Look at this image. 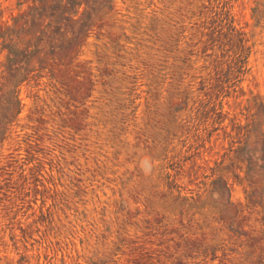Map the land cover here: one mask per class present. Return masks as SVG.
Instances as JSON below:
<instances>
[{
    "label": "rangeland",
    "instance_id": "rangeland-1",
    "mask_svg": "<svg viewBox=\"0 0 264 264\" xmlns=\"http://www.w3.org/2000/svg\"><path fill=\"white\" fill-rule=\"evenodd\" d=\"M36 4L0 0V264H264V0H112L25 65Z\"/></svg>",
    "mask_w": 264,
    "mask_h": 264
},
{
    "label": "trees",
    "instance_id": "trees-1",
    "mask_svg": "<svg viewBox=\"0 0 264 264\" xmlns=\"http://www.w3.org/2000/svg\"><path fill=\"white\" fill-rule=\"evenodd\" d=\"M111 1L112 0H31V2L38 3V5L36 4L31 7L35 12L32 15H26L30 18L23 21L17 28L19 35L18 37L16 36V39H18V43L21 45V52L26 58L23 63L25 65L30 64L31 59L34 57L38 65L43 62L42 58L36 57V53L39 51L38 49L41 48L38 47V44L36 46L32 44L34 40H37V42L42 45L49 44L52 48V54L60 52L64 44L70 40V34L73 33L72 25L84 21L83 19L88 21L102 15L110 9ZM79 7H83L82 11L79 12L80 14L76 20H72L71 16L78 13ZM17 23L18 20L15 19L12 27L0 26V43L3 44L2 47H9V43H5V40L11 38L9 37V33L13 32V28H15ZM36 32H38V35H35ZM33 47H35V49L33 53H30V49ZM19 68L20 67H18V69ZM14 103L17 104L18 102L15 101ZM262 161L264 162V159H262ZM240 219H243V217ZM239 226L238 221L236 223V229H238ZM236 231L239 233V230Z\"/></svg>",
    "mask_w": 264,
    "mask_h": 264
}]
</instances>
